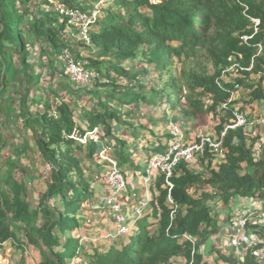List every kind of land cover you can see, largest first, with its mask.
Masks as SVG:
<instances>
[{
  "label": "trees",
  "instance_id": "16d2710c",
  "mask_svg": "<svg viewBox=\"0 0 264 264\" xmlns=\"http://www.w3.org/2000/svg\"><path fill=\"white\" fill-rule=\"evenodd\" d=\"M55 1L80 8L73 0H0V243L20 235L39 251L40 264H264L254 255L264 247V223H247L257 244L241 254L207 244L220 234L217 208L233 196L257 199L264 212V144L256 125L225 131L234 109L252 122L246 110L264 108V0H98L86 56L71 52L93 73V84L82 90L67 80L65 96L48 90L50 99L32 94L42 72L31 57L39 51L54 79L61 50H70L71 28ZM82 93L92 102L81 105ZM12 94L18 99L10 106ZM112 100L158 109L192 128L211 115V139L225 131L224 159L206 145L194 165L177 163L170 192L156 174L148 213L136 219L128 241L85 251L75 234L79 211L92 198L90 166L99 151L89 135L100 132L113 149L114 127L125 125ZM7 124L16 126L20 146L8 142ZM28 151L50 170L37 197L29 187L34 175L22 168Z\"/></svg>",
  "mask_w": 264,
  "mask_h": 264
},
{
  "label": "crops",
  "instance_id": "0c3cea01",
  "mask_svg": "<svg viewBox=\"0 0 264 264\" xmlns=\"http://www.w3.org/2000/svg\"><path fill=\"white\" fill-rule=\"evenodd\" d=\"M70 31L72 32V30ZM139 105H113L115 109L119 110L121 113V117L125 124L122 127L130 129L126 133H120L121 127H114L113 132L115 141L113 142L116 143H113V147H116L113 149H111L108 145L110 142H112L111 139H106L104 141L105 145L108 146V156H111L113 158L119 157V169L125 176L127 183H132L134 187H128L120 197V207L122 213L126 217L127 225L130 227V231L133 230L136 222V218L133 216L132 212L133 208L139 204L140 200L144 198L146 194L149 200L152 195V192L149 190V188L146 189L139 186V182L137 179L142 176V170L144 169L149 156L153 153H157L154 150L157 147H161L163 151L166 149L168 144L167 139L169 137L167 132V124L169 121L168 118L172 115L164 114L158 109L150 108L147 106L146 109L143 110L142 107H137ZM254 106L255 111H252V107ZM256 109V105L253 104L251 106V109L249 108L246 110V113L249 116H256L258 112L259 114L262 112V109H260L259 111L257 109L258 112L256 111ZM255 132L259 134L261 141H264V128L261 129V133L257 131ZM120 142H123L124 146L120 145ZM29 152L30 151H28L27 154H25L26 157H23L22 159L23 165L24 161L29 162ZM37 158L38 162H40L38 156ZM121 158L123 159L121 160ZM97 159H95L96 161L94 162L96 166H90L91 168H94V173L92 176L94 182L92 183L91 189L92 198L87 201V205L86 203L83 204V207L79 211L80 223L78 232L81 234V236L84 235L86 237V241H90L83 242L85 251H91L93 248H98L99 251H105L106 249H108L110 245L113 244V242H111L110 240H105V236L109 232L114 233L116 229V226L112 222L106 208L101 207L100 210L95 213L90 209V205L99 203L100 199L106 192V186L102 185L98 181L102 180L105 177L108 172V166L102 160L101 162H103V164L100 163V161H98ZM137 166H139V169H137ZM35 181H41V179L35 178ZM41 182H43L42 185L44 187L46 186V183L48 181ZM239 205H241V203ZM148 207L143 210L142 216L148 213ZM241 209H245V207ZM247 210L249 211L247 215L251 217V222L258 223V221L260 220L259 218H262V220L264 221L263 205L261 202L258 201L257 204L254 205V207L251 206V208H247ZM216 212L218 213L220 223L223 224V230L219 235L222 238L226 237L228 239L236 222L233 223L231 221V215L230 213L225 212L224 206H219ZM221 219H224V221H221ZM87 221L90 222L87 223ZM83 232L84 234H82ZM87 237H90L88 238L90 240H87ZM128 237L129 236L127 234L118 237V239L119 241L126 242L129 239ZM222 238H220L219 243L215 242V244L218 248L223 250L227 241H224ZM97 240H100L98 241L99 245L94 244ZM22 241V237H20V235H17L15 239L0 243V264H40L41 256L39 251L32 246L24 244ZM72 262L74 264H87L84 258H77L75 261H71L70 264H72Z\"/></svg>",
  "mask_w": 264,
  "mask_h": 264
},
{
  "label": "built area",
  "instance_id": "2783aa9c",
  "mask_svg": "<svg viewBox=\"0 0 264 264\" xmlns=\"http://www.w3.org/2000/svg\"><path fill=\"white\" fill-rule=\"evenodd\" d=\"M53 9L57 15L65 19L71 29H75L77 33L74 35L71 31L70 36L75 37L83 46H89L91 44V25L97 17V12L100 10L98 6H95V11L88 13L76 7H70L55 1L53 3ZM258 24V21H254ZM244 41L247 38H243ZM60 61L63 64V71L68 81L75 86L76 89H86L90 86L93 80V73L87 70L83 63L77 61L71 51L67 48L61 50ZM228 69L227 71H230ZM234 94L231 95L229 101L233 100ZM254 125H258L264 128V108L262 112L254 121H249L243 111L234 109L232 111V120L230 125L225 129L235 128H252ZM187 124L184 121H169L167 124V132L169 141L166 149L160 153H153L149 156L143 169V174L140 177L144 187L147 189L151 183V180L156 174H162L165 176V183L168 187V192L172 189V184L169 178L172 176V172L177 163L182 162L188 166H192L195 163L197 156L202 155L204 147H208L213 151L216 158L220 161L224 159V153L221 149V139L225 133L222 132L219 140H213L211 137H198L196 140L188 141L186 135ZM89 138L93 142L99 145L98 156L108 166V172L105 178L100 180L106 186V192L100 199L99 203L90 205V209L95 213L100 210L101 207L107 209L112 222L115 224L116 229L113 232H109L105 236V240H113L120 236L127 235L130 231V227L127 225L125 215L122 213L120 207L121 194L127 190L128 187H133L132 183H127L118 163L115 158L108 156V146L101 140L99 132L89 135ZM87 138L78 140L81 144H85ZM264 144V141L261 142ZM46 170L49 172V167L46 165ZM168 200L171 202L168 194ZM149 198L146 194L142 198L139 204L133 208V216L137 219L142 216V212L149 205ZM258 222L264 223L262 218H259ZM90 221H87L89 223ZM248 222H251L248 215H245L239 219L235 224L232 232L229 235L225 247H231L235 254L243 253L247 248L253 247L257 244V238L252 234H247L245 227ZM254 255L259 259L261 263H264V247L254 252Z\"/></svg>",
  "mask_w": 264,
  "mask_h": 264
},
{
  "label": "rangeland",
  "instance_id": "374dc122",
  "mask_svg": "<svg viewBox=\"0 0 264 264\" xmlns=\"http://www.w3.org/2000/svg\"><path fill=\"white\" fill-rule=\"evenodd\" d=\"M73 1L77 5H80V8L81 7L84 8L85 12H88V10L90 8H92L93 5L95 6L96 2H98V0H73ZM100 6L102 7L103 10L106 9L104 4L101 3ZM59 20H61V19H59ZM94 26H95V23H92L91 29H93ZM71 30H72L74 35L77 33V31L74 28L71 29ZM71 41H72L71 46H70L71 52L73 54L81 55L82 58L84 56H86L85 49L83 48V45L75 37H72ZM31 58L34 59L32 62L34 63L36 70L42 72L41 83L39 84V86H38V88L36 90L32 91V94H33V92H35V93L39 92V93H41V96L45 95L46 97L52 99L53 98L52 95L47 92L48 90H50L51 93H58L59 96H65V90H64L63 84H67L68 85V82H67L68 79H67V77L65 75H62L64 73H62V71H61V69H63V64L60 61V57L56 60L57 61L56 64H54V66L56 68V73H55V75L52 76L54 79H51L49 77V76H51L49 67H52V65L51 66L48 65L47 59L45 57H41L40 54H39V51H37V50L35 51L34 50L33 53H32V57ZM92 84L93 83H91L90 86ZM90 86L88 88H90ZM89 97L90 96H88L86 93L85 94L82 93L80 95V97H79L81 99V105L84 106V105L87 104V102L88 103L92 102V101H90L91 99ZM6 99H7V101L10 102L9 105L11 106V105H14V104L16 105L18 97L16 95L12 94V95H8ZM67 101H70V99L68 97H67ZM111 102H112L113 105H118L117 102H115L114 100H112ZM254 105H256L258 111L260 109H262V107L259 104H254ZM137 107L138 108L142 107L143 110L146 109V106H144L142 104H140ZM250 109H251V107H250ZM252 109H253L252 111H255V106L252 107ZM257 109H256V111H257ZM253 116L255 118L258 117L259 116V112L257 113L256 116L255 115H253ZM1 122H2V120L0 119V124H1ZM12 126L13 125H8L7 124V126H6L7 129L4 131L5 136L8 137V142L16 143L17 146H20L22 141H21L20 137L18 136V133H17V130H16V126H13V127ZM214 126H215V122L212 119L211 115L207 116L205 118V120L202 121L201 123L199 122V125L195 126V128L194 127L192 128L191 125L187 126L186 127V129H187L186 130V135H187L188 141L196 140L198 137H201V136L202 137L215 138L216 136H215V133H214ZM8 127H9V129H8ZM129 129L130 128L121 127L120 128V133H126V132H128ZM253 129H256L257 132L261 133V129H263V128H261L260 126L256 125ZM99 134H100V132H99ZM167 140L169 141V137H168ZM168 141H167V143H168ZM109 147L111 148L110 145H109ZM10 154H11V152L9 150H4V154H3L4 156H8ZM28 157H29V162L30 163L24 161V165L22 167L23 170L26 172V174H29V175L32 174V175H34L35 178L41 179V181H49L48 180V173L49 172L46 170V165H43L41 162H38V158H37V155L35 153L29 152L28 153ZM96 158H98V153L96 154ZM118 158L119 157L115 158L117 163L119 161ZM97 160L100 161V163L103 164V162H101L100 158H98ZM120 163H122V162H120ZM135 165H136V161H135ZM137 167H138L137 169H139V166H137ZM18 176H19V174H18ZM28 179H29V177H27L26 181H28ZM137 180L139 182V186L145 188L143 183H142V181H141V179L139 178ZM41 181H35L34 180V182H31V184L29 185V187L32 188V189H30V190H32V194L34 193V196H36V197L40 195L39 192H42L41 188L43 187V185H42L43 182H41ZM98 182L101 183L102 185H105L101 181H98ZM257 202H258L257 199L254 200V199H248V198L233 196L231 198L230 202L226 206H224L225 207V212L230 213L231 221L233 223H235V222H238L241 217L247 215V213L249 212L247 210V208L250 209L251 206L254 207V205L257 204ZM240 203H241V205H239ZM87 204H88V202H86V205ZM240 207L241 208L245 207V209H241ZM248 217L251 218L249 215H248ZM221 221H224V219H221ZM219 227H220V231H219V233H220L223 230V224L220 223ZM82 234H84V232ZM75 235L79 236L81 238L82 242H90V241H86L85 240L86 237L84 235L81 236V234L79 232H77ZM88 238H90V237H87V240H90ZM220 238H222V237H220V235H219L218 237H216L215 241L213 239L209 240L208 243H207L208 246H210L212 243L215 244V242L219 243ZM222 239L224 241L228 240L226 237H223ZM98 241H100V240L95 241L94 244L99 245ZM224 251L232 252V248L231 247H224ZM72 264H74V263L72 262Z\"/></svg>",
  "mask_w": 264,
  "mask_h": 264
}]
</instances>
